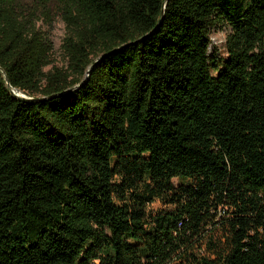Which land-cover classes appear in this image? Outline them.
<instances>
[{
  "label": "trees",
  "instance_id": "trees-1",
  "mask_svg": "<svg viewBox=\"0 0 264 264\" xmlns=\"http://www.w3.org/2000/svg\"><path fill=\"white\" fill-rule=\"evenodd\" d=\"M0 68V264H264V0H0Z\"/></svg>",
  "mask_w": 264,
  "mask_h": 264
},
{
  "label": "rangeland",
  "instance_id": "rangeland-1",
  "mask_svg": "<svg viewBox=\"0 0 264 264\" xmlns=\"http://www.w3.org/2000/svg\"><path fill=\"white\" fill-rule=\"evenodd\" d=\"M56 11V10H55ZM53 12V19L51 23H46L47 21L40 22L39 25L47 33L53 43V51H54V64L58 67H62L66 64L64 59V53L62 50V44L64 42V38L66 36V25L65 22L62 20L60 15H57ZM229 27H219L212 33V46H211V53H216L219 55H226L225 52V43L226 37L229 33ZM51 67H47L46 69H50ZM17 94L25 95L24 92L17 91ZM174 183L177 184L178 182L174 180ZM153 209L160 207V203L157 201L151 206Z\"/></svg>",
  "mask_w": 264,
  "mask_h": 264
},
{
  "label": "water",
  "instance_id": "water-1",
  "mask_svg": "<svg viewBox=\"0 0 264 264\" xmlns=\"http://www.w3.org/2000/svg\"><path fill=\"white\" fill-rule=\"evenodd\" d=\"M119 49V48H118ZM118 49H116V50H118ZM0 70H1V68H0ZM16 95H18V96H21V97H23V98H29V96H25V95H21V94H17L16 93ZM38 100V99H37Z\"/></svg>",
  "mask_w": 264,
  "mask_h": 264
}]
</instances>
